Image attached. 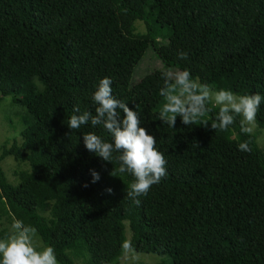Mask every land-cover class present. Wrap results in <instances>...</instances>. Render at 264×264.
Returning a JSON list of instances; mask_svg holds the SVG:
<instances>
[{
  "label": "trees",
  "instance_id": "trees-1",
  "mask_svg": "<svg viewBox=\"0 0 264 264\" xmlns=\"http://www.w3.org/2000/svg\"><path fill=\"white\" fill-rule=\"evenodd\" d=\"M149 47L161 67L131 84ZM177 69L215 90L264 96V0H0V95L26 108L22 142L3 145L0 162L12 155L29 165L12 184L0 164V199L58 264H76L72 255L118 264L125 222L134 250L169 264H264V150L239 117L226 131L211 129V104L196 125L179 116L175 128L163 124L162 72ZM106 76L167 160L168 175L139 204L126 196L131 175L83 144L85 132L110 140L107 131L67 126L74 106L95 114L92 93ZM256 123L264 128V102ZM245 140L251 152L238 149Z\"/></svg>",
  "mask_w": 264,
  "mask_h": 264
},
{
  "label": "clouds",
  "instance_id": "clouds-1",
  "mask_svg": "<svg viewBox=\"0 0 264 264\" xmlns=\"http://www.w3.org/2000/svg\"><path fill=\"white\" fill-rule=\"evenodd\" d=\"M178 58L186 60L188 55L181 51ZM162 77L164 86L160 88L159 95L165 102L157 115L163 124L175 128L179 116L184 125H196L199 118L213 110L209 107L211 104L218 109L210 123L211 129L226 131L239 117L240 131L244 134L254 132L256 116L264 102L261 94L215 90L198 77L194 78L188 69L174 72L165 70ZM111 85L109 77L99 79L91 97L95 114L90 111L81 113L79 107L74 106L67 126L71 131H78L90 122L93 128L101 126L107 131L110 140L94 131L85 132L82 134L83 144L103 161L113 163L115 159L120 174L131 175L133 179L126 196L139 204V197L146 196L153 185L159 184L168 175L167 160L156 146V137L141 126L138 112L130 108L127 102L117 99L112 94ZM203 126H209V122L204 120ZM238 149L251 152L250 141L240 142ZM90 173L92 182L100 179L95 169H90ZM107 191L110 193L112 190L109 188ZM36 233L35 227L14 219L10 232L0 238V264H58L54 248L37 243ZM123 247L127 250L130 246L125 243Z\"/></svg>",
  "mask_w": 264,
  "mask_h": 264
},
{
  "label": "rangeland",
  "instance_id": "rangeland-1",
  "mask_svg": "<svg viewBox=\"0 0 264 264\" xmlns=\"http://www.w3.org/2000/svg\"><path fill=\"white\" fill-rule=\"evenodd\" d=\"M135 33H143L145 26L143 22L136 20L134 22ZM161 67V62L153 53L151 47L145 50V53L138 64L134 67L131 75L130 83L134 84L139 81L144 75L151 72L156 68ZM174 72V70H170ZM162 98L156 111L162 108L164 103ZM26 114V108L20 102L17 101L15 96L0 95V153L2 146L5 145L10 148L12 144L16 143L20 145L22 142L21 132L24 128L23 117ZM256 137L258 145L264 150V128H261L256 123L254 132L252 133ZM1 167L4 171L8 181L12 184L18 182V172L21 170H29L27 162L14 159L12 155L5 156L1 162ZM42 214L47 218L50 217V208L47 207L42 211ZM16 219L6 202L0 199V235L3 238L11 230V224ZM130 230L128 223L125 222V243L130 246ZM37 243L44 245L40 238L36 235ZM45 246V245H44ZM76 264H89L87 259L83 256L72 255ZM170 259L164 255H157L154 253H144L134 250L130 246L127 250L124 248L121 257L119 258L118 264H169Z\"/></svg>",
  "mask_w": 264,
  "mask_h": 264
}]
</instances>
